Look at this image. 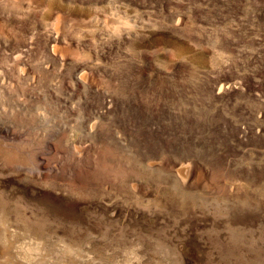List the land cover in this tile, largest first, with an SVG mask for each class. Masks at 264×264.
Segmentation results:
<instances>
[{
    "label": "rangeland",
    "instance_id": "obj_1",
    "mask_svg": "<svg viewBox=\"0 0 264 264\" xmlns=\"http://www.w3.org/2000/svg\"><path fill=\"white\" fill-rule=\"evenodd\" d=\"M263 133L264 0H0V264H264Z\"/></svg>",
    "mask_w": 264,
    "mask_h": 264
},
{
    "label": "bare ground",
    "instance_id": "obj_2",
    "mask_svg": "<svg viewBox=\"0 0 264 264\" xmlns=\"http://www.w3.org/2000/svg\"><path fill=\"white\" fill-rule=\"evenodd\" d=\"M144 1V0H143ZM192 2V1H191ZM145 5V4H144ZM179 14V13H178ZM181 14V13H180ZM177 17V16H176ZM58 20V19H57ZM106 24V23H105ZM209 26V25H208ZM52 47V46H51ZM75 51V50H74ZM80 54V53H79ZM75 57V56H74ZM17 58H19V57H17ZM79 68V67H78ZM84 68V67H83ZM25 69V68H24ZM77 80V79H76ZM96 80V79H95ZM32 83V82H31ZM34 84V83H33ZM219 92V91H218ZM227 97V96H226ZM212 98V97H211ZM220 98V97H219ZM222 102V101H221ZM247 102V101H246ZM249 102V101H248ZM244 104V103H243ZM246 104V103H245ZM244 104V105H245ZM248 104V103H247ZM248 106V105H247ZM251 106V105H250ZM253 106V105H252ZM27 112V111H26ZM47 114V113H46ZM253 120V119H252ZM255 121H257V120H255ZM248 123H250V122H248ZM254 123V122H253ZM252 123V124H253ZM251 124V125H252ZM249 125V124H248ZM254 125V124H253ZM256 125V124H255ZM100 126V125H99ZM70 127V126H69ZM91 128L92 129H94V130H97V121L96 122H93L92 123V125H91ZM241 128H243V127H241ZM250 128H252V126L250 127ZM240 130V129H239ZM250 131V130H249ZM247 132H248V130H247ZM89 134V133H88ZM95 134V133H94ZM131 134V133H130ZM264 134V133H263ZM129 136V135H128ZM248 135H246V137H247ZM236 137V136H235ZM238 137V136H237ZM262 137V136H261ZM243 139V138H242ZM261 139V138H260ZM127 140V139H126ZM73 147V146H72ZM69 148V147H68ZM75 148V147H74ZM73 148V150H75ZM0 150H1V148H0ZM170 151V150H169ZM77 153V152H76ZM74 159H78L79 158V154H74ZM93 158V157H92ZM197 158H198V156H197ZM234 158V157H233ZM95 159V158H94ZM93 159V160H94ZM87 160H88V157H87ZM89 160H90V158H89ZM224 160V159H223ZM186 159H185V161L184 160H182V161H180V162H176V168H177V174L179 175V178L181 179V181L184 183V184H190L191 182H193L192 180V177L190 176V170H191V165H185L186 164ZM231 161V160H230ZM86 163H87V161H85ZM119 162V161H118ZM225 162V161H224ZM236 162V161H235ZM234 162V163H235ZM85 163V164H86ZM90 163V162H89ZM191 164V163H190ZM94 165V164H93ZM226 165V164H225ZM229 165V164H228ZM92 166V165H91ZM93 168H95V167H93ZM173 168V167H172ZM98 171V170H97ZM192 172V171H191ZM193 173V172H192ZM68 174V173H67ZM201 176V175H200ZM194 178V177H193ZM195 181V180H194ZM233 182V181H232ZM113 183V182H112ZM121 183V182H120ZM204 183V182H203ZM208 184V183H207ZM120 186V185H119ZM203 186H204V184H203ZM182 187V186H181ZM211 187V186H210ZM204 188V187H203Z\"/></svg>",
    "mask_w": 264,
    "mask_h": 264
},
{
    "label": "water",
    "instance_id": "obj_3",
    "mask_svg": "<svg viewBox=\"0 0 264 264\" xmlns=\"http://www.w3.org/2000/svg\"><path fill=\"white\" fill-rule=\"evenodd\" d=\"M186 165V164H185ZM187 165H189V164H187Z\"/></svg>",
    "mask_w": 264,
    "mask_h": 264
}]
</instances>
